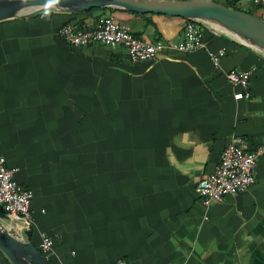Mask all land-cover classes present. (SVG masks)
Here are the masks:
<instances>
[{
    "label": "crops",
    "instance_id": "obj_1",
    "mask_svg": "<svg viewBox=\"0 0 264 264\" xmlns=\"http://www.w3.org/2000/svg\"><path fill=\"white\" fill-rule=\"evenodd\" d=\"M39 13L0 21V154L33 192L26 240L41 250L48 233L51 264H264V156L237 196L206 205L195 190L234 135L264 143V51L224 29L204 48L134 62L58 31L112 15L143 39L175 40L187 19ZM221 48L218 70L209 51ZM232 69L254 71L250 98H235ZM0 264H13L1 248Z\"/></svg>",
    "mask_w": 264,
    "mask_h": 264
},
{
    "label": "built area",
    "instance_id": "obj_2",
    "mask_svg": "<svg viewBox=\"0 0 264 264\" xmlns=\"http://www.w3.org/2000/svg\"><path fill=\"white\" fill-rule=\"evenodd\" d=\"M255 6H264V0H245ZM207 23V26L204 25ZM224 28L206 20L187 18L183 37L175 40H146L136 35L129 26L122 24L113 16H103L92 25L69 22L60 27L58 34L71 46L88 47L104 45L122 47L131 61L155 59L166 51L189 52L204 48L208 35L222 36ZM227 51L224 48L209 51L210 59L216 69H220ZM252 69H232L226 73L228 81L239 91L236 99L250 98ZM264 156V143L249 149L245 137L234 135L222 151L215 169L205 174L196 185V193L203 203L211 205L222 202L226 196H237L247 191L257 180V164ZM16 167L7 163L0 154V207L11 220L14 231L25 236L24 232L33 228L35 219L31 209L32 190L15 179ZM26 237V236H25ZM41 251L47 253L53 247V238L41 233ZM113 264H130L124 259Z\"/></svg>",
    "mask_w": 264,
    "mask_h": 264
},
{
    "label": "water",
    "instance_id": "obj_3",
    "mask_svg": "<svg viewBox=\"0 0 264 264\" xmlns=\"http://www.w3.org/2000/svg\"><path fill=\"white\" fill-rule=\"evenodd\" d=\"M113 7L137 13L175 15L218 22L243 42L264 51V20L244 10L215 0H0V21L16 15L47 10L79 12L92 8ZM9 216L0 207V248L13 264H51L42 251L25 236L14 231Z\"/></svg>",
    "mask_w": 264,
    "mask_h": 264
},
{
    "label": "rangeland",
    "instance_id": "obj_4",
    "mask_svg": "<svg viewBox=\"0 0 264 264\" xmlns=\"http://www.w3.org/2000/svg\"><path fill=\"white\" fill-rule=\"evenodd\" d=\"M215 1L220 2V3L223 2L222 0H215ZM238 7L241 8L242 10H245L246 12L252 13L253 15H255L259 18H262V19L264 18V14H263L264 11L262 8H258L252 3H247L245 0H243L242 3L238 5ZM110 16H112V15H110ZM112 49H118V50L123 51L125 53L124 49L122 47H119V46L118 47H112ZM6 222L11 223V220H7Z\"/></svg>",
    "mask_w": 264,
    "mask_h": 264
},
{
    "label": "trees",
    "instance_id": "obj_5",
    "mask_svg": "<svg viewBox=\"0 0 264 264\" xmlns=\"http://www.w3.org/2000/svg\"><path fill=\"white\" fill-rule=\"evenodd\" d=\"M237 2H238V0H235V1H232V2H230L229 4H225V5L230 6V7H232V8H235V9L242 10L241 8L238 7ZM89 10H90V9H89ZM244 11H245V10H244ZM249 13H250V12H249ZM38 14H40V13L38 12Z\"/></svg>",
    "mask_w": 264,
    "mask_h": 264
},
{
    "label": "bare ground",
    "instance_id": "obj_6",
    "mask_svg": "<svg viewBox=\"0 0 264 264\" xmlns=\"http://www.w3.org/2000/svg\"><path fill=\"white\" fill-rule=\"evenodd\" d=\"M210 22H212V21H210ZM213 23H215L214 21H213ZM216 25H219V26H221L218 22H216ZM230 31V30H229Z\"/></svg>",
    "mask_w": 264,
    "mask_h": 264
}]
</instances>
